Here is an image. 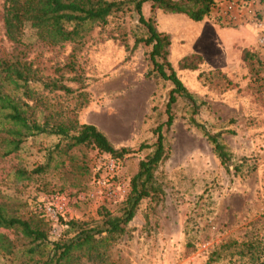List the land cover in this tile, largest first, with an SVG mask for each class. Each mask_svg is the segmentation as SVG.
<instances>
[{
  "label": "rangeland",
  "instance_id": "obj_1",
  "mask_svg": "<svg viewBox=\"0 0 264 264\" xmlns=\"http://www.w3.org/2000/svg\"><path fill=\"white\" fill-rule=\"evenodd\" d=\"M4 1L0 0V58L25 57L43 82L70 88L66 94L50 93L43 83L32 86L47 106L96 126L115 149L131 153L120 160V176L112 178L105 166L111 157L106 154L80 147L59 155L54 151L58 137L30 138L20 153L0 162V202L37 220L43 217L39 204L61 193L70 200L63 222L97 219L101 205L117 210L130 192L140 161L153 151L140 148L156 142L154 130L167 120L173 88L152 73L150 48L132 50L136 16L111 17L81 41L55 47L38 41L27 29L24 43L15 45L5 34ZM143 12L147 19L155 18L160 32L171 36L169 61L200 108L194 116L184 99L174 105V123L163 132L167 157L156 171L163 194L138 205L127 233L110 255L118 264H264V87L255 82L252 66L242 61L244 50L264 60V3L217 0L202 22L152 11L150 3L144 4ZM192 55L203 57L199 68L180 69L179 62ZM193 118L209 133L222 134L231 157L228 167ZM48 163L47 172L34 175L32 181L14 175L20 168L32 171ZM0 232L20 244L28 241L21 230ZM0 264H9L3 254Z\"/></svg>",
  "mask_w": 264,
  "mask_h": 264
},
{
  "label": "trees",
  "instance_id": "obj_2",
  "mask_svg": "<svg viewBox=\"0 0 264 264\" xmlns=\"http://www.w3.org/2000/svg\"><path fill=\"white\" fill-rule=\"evenodd\" d=\"M261 2L264 3V0ZM145 3L151 4L152 11L185 15L194 22H202L217 7V0L4 1L5 34L8 41L15 45L24 43L27 29L34 31L37 40L48 46L76 43L84 39L94 27L108 24L111 17L133 14L137 26L132 30L135 40L132 50L139 46L150 48L152 73L156 79L170 82L173 86L166 106L167 120L154 130L156 142L152 146L143 144L140 148H153V151L140 161L138 172L130 182V192L117 210L101 205L97 209V219L62 220L63 229L60 236L55 237L51 234L50 222L42 215V219H27L0 202V231L21 230L28 240L20 244L0 232V254L9 264H118L110 255L111 250L127 233L126 227L134 219L138 205L145 199L155 201L163 194L162 186L156 179V171L167 157L164 128L173 125V107L179 99L190 104L194 116L200 105L169 61L171 36L158 30L154 17L147 19L143 16ZM242 59L252 66L255 82L264 87V60L250 50L243 51ZM179 63L180 69L195 71L203 63V57L192 55ZM71 68L75 69L74 66ZM37 83H43L44 89L50 93L72 92L57 81L43 82L37 67L25 57L0 58V162L20 153L30 138L40 135L59 138L54 148L59 155H69L77 148L86 147L120 162L131 153L127 148L115 149L96 126L81 124L68 113L57 112L47 106L32 87ZM191 121L204 132L221 164L228 167L231 157L223 143L222 134L213 135L194 118ZM54 153L49 154L51 159ZM49 167L48 163L32 171L20 168L14 175L18 180L32 181L34 175H43Z\"/></svg>",
  "mask_w": 264,
  "mask_h": 264
},
{
  "label": "built area",
  "instance_id": "obj_3",
  "mask_svg": "<svg viewBox=\"0 0 264 264\" xmlns=\"http://www.w3.org/2000/svg\"><path fill=\"white\" fill-rule=\"evenodd\" d=\"M109 175L113 177L120 176L121 174V164L115 159H111L105 165ZM105 182H101V184ZM121 196L126 195V189L121 190ZM70 200L66 195L56 194L47 197L41 204L38 206V211L46 218L48 222L52 224V234L55 237H59L60 223L65 219L66 214L69 212Z\"/></svg>",
  "mask_w": 264,
  "mask_h": 264
}]
</instances>
